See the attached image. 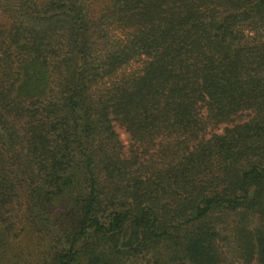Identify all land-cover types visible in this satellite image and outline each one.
<instances>
[{"label": "trees", "instance_id": "16d2710c", "mask_svg": "<svg viewBox=\"0 0 264 264\" xmlns=\"http://www.w3.org/2000/svg\"><path fill=\"white\" fill-rule=\"evenodd\" d=\"M0 11V264H264V0Z\"/></svg>", "mask_w": 264, "mask_h": 264}, {"label": "rangeland", "instance_id": "374dc122", "mask_svg": "<svg viewBox=\"0 0 264 264\" xmlns=\"http://www.w3.org/2000/svg\"><path fill=\"white\" fill-rule=\"evenodd\" d=\"M0 16H2L1 13ZM250 37H252V34L245 32L243 41L244 42L250 41L251 40ZM139 65L140 62L134 63V67ZM117 131L119 133L121 141L126 145V147L132 143L131 135L125 130V128L121 126H117ZM258 221H259L258 216L252 213L244 212L234 216V222L232 224V228L234 229V238L236 239L235 247H242L247 237L249 238L252 237L253 228L258 223ZM128 264H148V263L145 258H139V259H133Z\"/></svg>", "mask_w": 264, "mask_h": 264}]
</instances>
